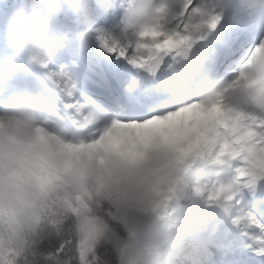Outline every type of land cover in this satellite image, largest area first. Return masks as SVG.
<instances>
[{
    "label": "snow or ice",
    "instance_id": "6c2138e0",
    "mask_svg": "<svg viewBox=\"0 0 264 264\" xmlns=\"http://www.w3.org/2000/svg\"><path fill=\"white\" fill-rule=\"evenodd\" d=\"M217 4L178 0L163 23L135 38L101 31L75 55L31 77L47 112L56 121L83 123L90 142L62 144L58 170L38 177L42 196L35 210L0 209V264H112L113 257L121 264L107 236L109 221L120 224L117 217L128 209L111 204L103 217L96 212L98 193L83 182L77 164L86 152L101 166H135L154 147L167 149L168 164L135 209L164 204L186 157L227 155L234 165L229 187L240 192L227 196L238 231L227 247L202 238L204 249L209 257L219 253L215 264H264V114L231 104L223 92L177 103L148 75L180 49L198 46L217 74L264 92V23H225ZM38 132L47 143L46 129Z\"/></svg>",
    "mask_w": 264,
    "mask_h": 264
},
{
    "label": "clouds",
    "instance_id": "9594fccd",
    "mask_svg": "<svg viewBox=\"0 0 264 264\" xmlns=\"http://www.w3.org/2000/svg\"><path fill=\"white\" fill-rule=\"evenodd\" d=\"M177 5L178 0H21L11 10L0 24V209L20 214L35 210L42 196L38 177L58 170L62 144L90 142L83 123L56 121L47 112L31 77L75 55L101 31L133 39L163 23ZM216 11L225 23H264V0H218ZM148 75L177 103L207 101L223 92L231 104L264 114V92L217 74L198 46L180 49ZM42 128L47 143L40 138ZM167 164L164 147L149 149L135 166L118 161L101 166L85 152L77 171L89 190L98 193L93 208L103 217L111 204L134 210ZM109 223L112 232L126 236L121 224Z\"/></svg>",
    "mask_w": 264,
    "mask_h": 264
},
{
    "label": "trees",
    "instance_id": "16d2710c",
    "mask_svg": "<svg viewBox=\"0 0 264 264\" xmlns=\"http://www.w3.org/2000/svg\"><path fill=\"white\" fill-rule=\"evenodd\" d=\"M20 2L21 0H0V24ZM60 21L66 22V17L61 15ZM194 176L192 179H195ZM192 188V183L184 179L177 184L174 183L164 204L158 210H127L117 217L126 236L122 237L110 231L107 240L111 242L113 251L119 253L121 264H176L178 254L184 259L195 257L193 246L176 249L171 242L175 237L186 240L184 236L187 231L182 213L188 208ZM137 229H141V234L136 235ZM140 241L155 242L158 243V247L144 249ZM112 255L113 252H106V256Z\"/></svg>",
    "mask_w": 264,
    "mask_h": 264
},
{
    "label": "rangeland",
    "instance_id": "374dc122",
    "mask_svg": "<svg viewBox=\"0 0 264 264\" xmlns=\"http://www.w3.org/2000/svg\"><path fill=\"white\" fill-rule=\"evenodd\" d=\"M2 51L3 45L0 43V52ZM66 58L67 56L64 57V59ZM191 158L194 162H191ZM216 163H219V166L211 172L210 168ZM178 174L181 178L175 184L188 179L193 188L189 197L190 202L187 204L188 208L182 213L185 220V230L187 231L184 236L186 240L175 237L171 239V242L176 249H182L183 246L184 248L190 245L193 246L196 255L192 259H184L178 254L176 264H207V261L201 256L202 249L199 248L203 244L201 243L203 242L202 238H218L223 227L229 225L228 220L234 219L235 211H232L235 205L227 196L233 194L240 196V192L235 189L234 185L229 187L234 177L233 161L227 155L216 159L210 153L202 152L195 156L186 157L178 166ZM222 174L227 176H221ZM192 175H195V179H192ZM217 204H220V206L218 207ZM212 222H217V224L213 227ZM141 232V229H137L136 235L141 234ZM140 245L144 249L158 247V243L150 241H140Z\"/></svg>",
    "mask_w": 264,
    "mask_h": 264
},
{
    "label": "bare ground",
    "instance_id": "6f19581e",
    "mask_svg": "<svg viewBox=\"0 0 264 264\" xmlns=\"http://www.w3.org/2000/svg\"><path fill=\"white\" fill-rule=\"evenodd\" d=\"M111 75V73H110ZM125 80L127 79V76L124 77ZM124 90V86L123 85H119L118 86V91L120 93H124L122 92ZM219 163H216L214 166H212L210 168V171L213 172L215 167H218ZM196 172V171H194ZM221 176H227L226 174H222ZM232 204L234 205V201L232 200ZM217 206L219 207L220 204H217ZM235 211V207L233 208V211ZM217 213V212H216ZM229 225L224 226L222 231L220 232V234L218 235V238H216L217 244L220 245L221 247H227L229 245V238L233 235L232 233H235L238 231V225L236 223H234V219H229ZM204 222V221H202ZM231 223H234L233 225ZM217 224V222H212V226L214 227ZM203 243V242H201ZM202 249V253L201 256L203 259H205L207 261V264H215L217 258L219 257V253H213L211 254V257H209V254L205 251L204 249V244H201L200 247Z\"/></svg>",
    "mask_w": 264,
    "mask_h": 264
}]
</instances>
